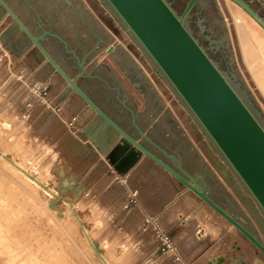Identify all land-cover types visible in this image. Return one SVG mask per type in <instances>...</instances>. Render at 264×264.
Returning <instances> with one entry per match:
<instances>
[{"label":"rangeland","instance_id":"374dc122","mask_svg":"<svg viewBox=\"0 0 264 264\" xmlns=\"http://www.w3.org/2000/svg\"><path fill=\"white\" fill-rule=\"evenodd\" d=\"M6 1L34 34L43 35L45 48L90 97L124 126L132 129V115L113 89L122 84V99L130 106H139L146 98L147 111L154 117L165 110V125L153 133L162 136L169 131L165 141L185 165L204 175L212 191L227 196L229 201L220 199L248 225L246 214L256 220L254 215L261 208L254 197L107 0ZM167 1L182 16L190 0ZM246 1L264 18V0ZM185 22L264 124V29L229 0H199ZM111 45L115 50L109 53ZM91 74L107 78L110 86L89 78ZM42 88H47V94ZM90 120L101 122L0 3V149L42 181L38 187L6 166L8 159L0 154V245L9 240L0 246V263L17 264L22 259L18 264H23L22 255L29 251L43 264H103L74 223L78 213L111 264H181L164 250L156 228L146 221L148 216L138 219L132 212L130 193L114 186L116 174H107L105 163L88 176L84 173L94 156L70 132L79 135ZM181 124L190 137L184 135ZM191 140L210 155L220 179L190 151ZM219 180L248 205L231 206L235 202ZM49 188L56 194H48ZM261 214L256 224L264 236ZM158 223L180 250L176 237L180 230L165 227L159 219ZM233 230L237 229L233 226Z\"/></svg>","mask_w":264,"mask_h":264},{"label":"water","instance_id":"95a60500","mask_svg":"<svg viewBox=\"0 0 264 264\" xmlns=\"http://www.w3.org/2000/svg\"><path fill=\"white\" fill-rule=\"evenodd\" d=\"M107 1L166 76L264 213V124L186 25V15L199 0H190L182 16L178 15L167 0ZM232 1L264 28V18L249 2ZM0 3L87 106L112 127L116 134L169 171L181 184L233 224L264 254V242L260 237L220 206L197 179L181 166L179 170L176 169L123 129L44 47L43 35L34 34L6 0H0ZM114 50V45L108 48V52ZM140 132L150 139L144 131Z\"/></svg>","mask_w":264,"mask_h":264},{"label":"crops","instance_id":"0c3cea01","mask_svg":"<svg viewBox=\"0 0 264 264\" xmlns=\"http://www.w3.org/2000/svg\"><path fill=\"white\" fill-rule=\"evenodd\" d=\"M88 77L101 80L104 84L110 86V80L105 77L93 74L88 75ZM113 89L116 90L117 99L123 106V109L129 110L132 115V129L124 126L122 122L116 119L95 99L91 98L123 129L141 140L160 158L178 170L180 169L179 166H181L185 172L196 178L198 183L206 189L220 206L240 219L264 242V236L257 230L258 224H256L263 215L260 208L259 211L261 212L257 210L258 215L254 213L257 221L246 214L252 226L248 225L249 222L247 223L244 219L238 217L221 200L225 198L229 201L227 196H222L218 192L212 191V187H210L205 176L195 173L185 165L181 156L176 151L169 148L165 141L168 136H171L169 131L162 136H157V134L153 133L154 130L165 125V110L162 109L154 117L152 113H148L147 111L146 103L148 101H146L145 97V101L141 100L139 106L137 104L130 106L122 99L123 91L125 90L123 84ZM138 90L139 94L146 96L144 91ZM142 102H145V104ZM91 121L86 122L82 126L79 135H74L72 130L70 132V135H73L71 136L72 139L80 141L83 147L94 156V161L88 163L84 173L88 176L100 163H105L108 166L107 174H116L113 180L114 186L124 188L126 193H130V198L131 192H137L136 201L132 202L134 206V211L132 212L138 219H144L145 216H156L165 227L180 230L178 231L179 236L176 235V237L180 244V251L188 264H264V254L236 227L237 230H233L232 224L211 206L202 201L197 194L181 184L165 168L122 139L121 135L118 139V134L115 133L114 129L101 118L100 123ZM181 127H183L184 135L190 137L189 132L182 124ZM140 130L144 131L150 139L145 138ZM191 141L192 148L190 151L197 155L199 159H202L208 168L211 169L212 173L217 176V171L209 160L211 158L209 157L210 155H205L200 151L194 140ZM113 156L116 157L115 161L112 159ZM214 160L213 162H218V159ZM109 162H112V165ZM222 172L223 176L228 178L227 174L224 171ZM81 177L84 181L85 176L82 175ZM219 181L220 185L228 193L227 195L231 196L235 202L231 201V206L234 207L237 204L242 209V205H248L247 202L241 199L242 197H240L242 201L236 198L224 181ZM228 182L230 186L237 190L232 180ZM88 187L89 185H86V188ZM238 194L239 196L243 195L239 192ZM256 205L257 208L260 207L258 203Z\"/></svg>","mask_w":264,"mask_h":264},{"label":"bare ground","instance_id":"6f19581e","mask_svg":"<svg viewBox=\"0 0 264 264\" xmlns=\"http://www.w3.org/2000/svg\"><path fill=\"white\" fill-rule=\"evenodd\" d=\"M229 1H232V0H229ZM232 2H234V1H232ZM235 3V2H234ZM235 4H237V3H235ZM238 5V4H237ZM240 6V5H239ZM241 7V6H240ZM246 11V10H245ZM247 12V11H246ZM261 26V25H260ZM262 27V26H261ZM263 28V27H262ZM264 29V28H263ZM89 107V106H88ZM0 154L1 155H4V158L2 157V159H8V161H7V164L8 165H6V166H9L10 165V167H11V169L12 170H14L15 172H19L20 174H23L24 175V177L25 178H27L29 181H31L32 183H34L35 185H38V187H39V185L42 183V181L40 180V179H38L37 178V176L36 177H32L31 176V174L28 172V170H26L27 168H24L23 167V165H21L20 164V162L18 163V162H16V161H14V160H12L13 158H11L10 159V157H7L6 155V153L4 152L3 153V151H1V149H0ZM6 157V158H5ZM22 163V162H21ZM23 164V163H22ZM14 172V173H15ZM16 174V173H15ZM27 180V181H28ZM43 187V186H42ZM46 192L48 193V194H50V195H53V194H56V191L55 190H53V189H51V188H49V189H47L46 190ZM58 193V192H57ZM59 194V193H58ZM56 196V195H55ZM71 199V198H70ZM73 199H71V201H72ZM74 202V201H73ZM70 203V202H69ZM72 206V205H71ZM73 207H74V205H73ZM75 214V213H74ZM74 216H76V215H74ZM83 217V216H82ZM82 217H80V215L77 213V216L73 219L74 220V223L76 224V226H78L79 228H80V230H81V232H82V234H83V236H84V238L87 240L86 242H88V244L92 247V249H94L93 250V254L95 255V256H98V258L102 261H100L101 263H103V264H111V260L109 261L108 260V257L106 256L105 257V254L104 253H102V251H101V249L99 248V246L96 244V242L92 239V237L90 236V233H89V231H88V228L86 227V225L84 224V222L82 221V219H84V217L82 218ZM82 218V219H81ZM2 225V224H1ZM1 225H0V227H1ZM233 225V224H232ZM234 226V225H233ZM235 227V226H234ZM6 229V228H5ZM1 230V229H0ZM4 231V230H3ZM5 233V232H4ZM2 235V234H1ZM10 235L11 234H9V237H10ZM12 236V235H11ZM6 237V236H5ZM3 239V238H2ZM11 239V238H10ZM15 239V238H14ZM13 239V240H14ZM5 240H8V239H5ZM12 240V239H11ZM0 241H1V239H0ZM9 241V240H8ZM7 241V242H8ZM17 241V240H16ZM2 242H3V240H2ZM7 242H5L6 243V245H7ZM19 242V241H18ZM17 242V243H18ZM5 243H2V245H0V246H3V244H5ZM9 244H11V242L10 243H8V245ZM5 245V246H6ZM13 245V244H12ZM15 245V244H14ZM18 245H20V244H18ZM22 245V244H21ZM17 246V245H16ZM19 247V246H18ZM4 248V247H3ZM13 248V247H12ZM20 248L22 249V247L20 246ZM25 248V247H24ZM1 249H2V247H1ZM8 251L7 252H9L10 250L8 249V246H7V248H6ZM6 249H4V251L6 250ZM17 249V248H16ZM20 249V250H21ZM26 249V248H25ZM24 249V250H25ZM19 250V251H20ZM23 250V251H24ZM12 251H14V248H13V250L11 249V253H12ZM17 251V250H16ZM3 252V251H2ZM7 252H5V253H7ZM22 252V251H21ZM15 253V252H14ZM19 253V252H18ZM3 254V253H2ZM10 254V253H9ZM16 254V253H15ZM15 254L14 255H12V256H14L15 257ZM23 254V253H22ZM5 255V254H4ZM17 255V254H16ZM19 255H20V253H19ZM2 256V255H1ZM6 256V255H5ZM4 257V256H3ZM13 257V258H14ZM21 257V256H20ZM22 257H23V260H24V258H26L24 261H23V264H43V262H40L39 260L38 261H36V258L34 259V255L32 254V253H30L29 251L27 252H24V254L22 255ZM21 257V258H22ZM2 258V257H1ZM10 258V257H9ZM16 258H17V256H16ZM5 259V258H4ZM6 259H8V257L6 258ZM12 259V258H11ZM18 259V258H17ZM21 260L22 259H20V261H19V259H18V263L19 262H21ZM1 261V260H0ZM4 261V260H3ZM2 261V263H4ZM6 261V260H5ZM7 262V261H6ZM8 263V262H7ZM11 263H12V260H11ZM15 263V262H14ZM17 263V264H18ZM22 263V262H21ZM1 264V263H0ZM9 264V263H8ZM16 264V263H15Z\"/></svg>","mask_w":264,"mask_h":264},{"label":"built area","instance_id":"2783aa9c","mask_svg":"<svg viewBox=\"0 0 264 264\" xmlns=\"http://www.w3.org/2000/svg\"><path fill=\"white\" fill-rule=\"evenodd\" d=\"M42 91L44 92V94H47V88H42ZM41 94V92H40ZM136 197H137V192L133 191L131 192V198L130 201L134 202L136 201ZM146 221L148 223H151L154 225V227L156 228L157 232H158V236L160 237L161 241L163 242L164 245V250L167 253H170V255L177 261L180 262L181 264H188L181 251L179 250V248L177 247V245L175 244V242L173 241V239L171 238V236L164 230V228L162 226H160V224L158 223V218L156 216H148L146 218Z\"/></svg>","mask_w":264,"mask_h":264},{"label":"flooded vegetation","instance_id":"af4514ba","mask_svg":"<svg viewBox=\"0 0 264 264\" xmlns=\"http://www.w3.org/2000/svg\"><path fill=\"white\" fill-rule=\"evenodd\" d=\"M99 39H101L100 37H99ZM42 44H43V42H42ZM45 47V46H44ZM109 53H112V52H109Z\"/></svg>","mask_w":264,"mask_h":264}]
</instances>
